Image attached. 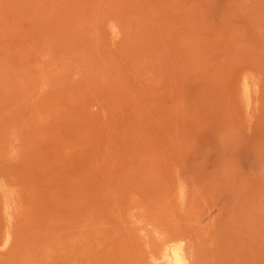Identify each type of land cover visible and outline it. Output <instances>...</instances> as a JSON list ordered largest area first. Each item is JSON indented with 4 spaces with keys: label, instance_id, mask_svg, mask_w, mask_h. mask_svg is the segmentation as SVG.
Listing matches in <instances>:
<instances>
[{
    "label": "rangeland",
    "instance_id": "obj_1",
    "mask_svg": "<svg viewBox=\"0 0 264 264\" xmlns=\"http://www.w3.org/2000/svg\"><path fill=\"white\" fill-rule=\"evenodd\" d=\"M172 240L264 264V0H0V264Z\"/></svg>",
    "mask_w": 264,
    "mask_h": 264
},
{
    "label": "bare ground",
    "instance_id": "obj_2",
    "mask_svg": "<svg viewBox=\"0 0 264 264\" xmlns=\"http://www.w3.org/2000/svg\"><path fill=\"white\" fill-rule=\"evenodd\" d=\"M243 93L245 101L248 107L252 105L253 99V89L246 78L243 82ZM13 207L11 204H5V211L9 215V220H11ZM6 244L10 242V231L8 232V237ZM154 264H192V259L187 250V243L184 240L178 241H168L164 244L161 255L158 258L153 259Z\"/></svg>",
    "mask_w": 264,
    "mask_h": 264
}]
</instances>
